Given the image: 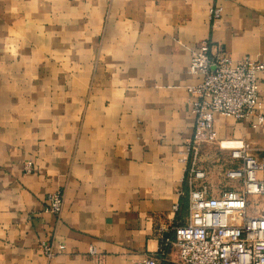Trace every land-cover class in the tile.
Returning a JSON list of instances; mask_svg holds the SVG:
<instances>
[{"label":"crops","instance_id":"0c3cea01","mask_svg":"<svg viewBox=\"0 0 264 264\" xmlns=\"http://www.w3.org/2000/svg\"><path fill=\"white\" fill-rule=\"evenodd\" d=\"M204 40L264 61V0H0V264L178 259L164 243L190 215L189 65ZM216 129L264 147L249 122L217 115ZM58 188L60 215L46 210Z\"/></svg>","mask_w":264,"mask_h":264},{"label":"built area","instance_id":"2783aa9c","mask_svg":"<svg viewBox=\"0 0 264 264\" xmlns=\"http://www.w3.org/2000/svg\"><path fill=\"white\" fill-rule=\"evenodd\" d=\"M221 16L222 7L213 6L211 17ZM263 70L264 61L250 55L234 59L221 48L213 49L209 40L192 51L189 72L199 81L189 87L195 113V131L186 149L190 215L164 243L177 248L178 259L168 260L163 247L161 257L138 258L132 264H264V147L249 138L220 139L216 129L217 115L264 128ZM214 144L229 152L222 174L234 185L217 193L209 183L211 171L202 166L204 149ZM47 200L46 210L60 215L64 191L49 192ZM41 246L48 256L55 254L53 243L42 239ZM90 253L97 249L92 246Z\"/></svg>","mask_w":264,"mask_h":264},{"label":"rangeland","instance_id":"374dc122","mask_svg":"<svg viewBox=\"0 0 264 264\" xmlns=\"http://www.w3.org/2000/svg\"><path fill=\"white\" fill-rule=\"evenodd\" d=\"M217 156H220V158H221L220 161H217L216 160ZM217 156H214V158H211L208 161V162H210L209 163L210 164L209 166L211 167L212 172L215 174V176H217L218 173H220L221 175H223L222 174L223 167H225V166H227L229 164L227 162L228 152L226 150L225 151H223V150L221 151L220 150V152H219V154ZM212 172H211V174H213ZM219 177H222V176H219ZM214 181H215V184H218L219 182H221L219 180V178H217V177H215V180Z\"/></svg>","mask_w":264,"mask_h":264}]
</instances>
